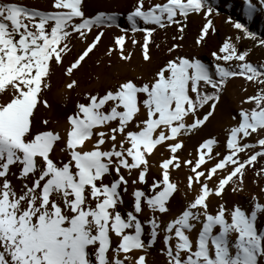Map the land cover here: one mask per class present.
<instances>
[{"label":"snow or ice","instance_id":"snow-or-ice-1","mask_svg":"<svg viewBox=\"0 0 264 264\" xmlns=\"http://www.w3.org/2000/svg\"><path fill=\"white\" fill-rule=\"evenodd\" d=\"M84 6L85 0H51L49 10H38L0 0V264H147L157 243L165 264H264V186L251 195L248 209L223 202L227 190L244 191L248 171L264 180V62L251 61L252 48L244 43L264 49V35L229 16L225 23L235 32L212 51V61L203 62L177 53L193 14L204 21L198 47L217 34L222 13L215 0H135L126 14L86 15ZM242 12L245 20L264 16V0H242ZM121 15L128 28L120 25ZM172 26L177 34L167 48L171 58L150 79L137 83L143 79L137 76L103 93H84L63 135L47 127L48 119L37 128L39 108H51L45 93L52 89V65L62 64L73 38L86 47L66 68L69 77L107 29L121 33L108 57L118 53L130 62V40L148 63L151 46L160 48L154 34ZM237 77L254 94L241 101L252 107L241 106L232 116L239 119L226 129V154L215 152L218 140L208 138L197 159L181 160L184 137L214 118L228 82ZM77 87L76 79L66 84ZM157 146L169 158L158 165L162 178L149 182ZM57 151L67 159L56 158ZM182 166H191L182 198L195 195L165 221L180 191L171 170ZM125 196L133 198L130 207ZM213 197L222 202L210 211Z\"/></svg>","mask_w":264,"mask_h":264},{"label":"rangeland","instance_id":"rangeland-1","mask_svg":"<svg viewBox=\"0 0 264 264\" xmlns=\"http://www.w3.org/2000/svg\"><path fill=\"white\" fill-rule=\"evenodd\" d=\"M155 2H160V0H153V3ZM215 2L218 5V10L222 13V15L217 17L215 20V24L218 29L217 34L213 35L211 38H207V43L198 47L195 41L199 32L201 31L204 21L200 15L193 14L187 21V28L184 33L185 38L183 41H181L183 47L177 54L188 56L194 55L200 58L203 62L212 61V51L218 50V48L222 46L223 40L227 38L229 34H233L235 32V30L229 24L225 23V19L229 16L239 21L246 22L250 26L251 30L255 31L259 35H264V16L257 15L253 20H245L244 14L242 12V0H215ZM134 3L135 0H85L84 11L86 15H94L96 12L101 10H120V13L126 14L128 11H130ZM38 4V9L49 10L51 0H43ZM119 23L122 27H129L126 20V15H121ZM95 34L96 33L93 32L88 35L89 42L93 39ZM120 34L121 33L119 30L115 27L106 30V35L102 38V43L98 45L97 49H94V54L87 62V66L85 67L86 71H84V73L98 70V72L104 74V77L107 79L121 74L123 76L125 75V77L131 78L143 76V79L145 78V80H148L161 66L165 64L168 59L171 58L167 52V48L171 46L172 43H174L172 37L177 34V29L176 26H172L166 30H158L154 34L155 43L159 44L160 48L157 49L155 44L151 46L150 51L152 60L148 63L142 59L140 45L138 44L133 47L130 40L126 44V48L134 53V56L130 62L121 61L119 59L118 53H113L111 57L106 55L107 49L114 42V37ZM135 38L142 42L143 34L137 33ZM244 43L245 47L252 48V52L250 53L251 61L258 63L264 62V49L254 47L253 44L247 41ZM85 47L86 44L84 42H82L80 39L73 38L71 41V51L69 54L64 56L62 64L56 73L59 72L61 74L62 71H66V68L70 66L72 62H74V59L78 57ZM152 50L157 53V56L156 54L153 56ZM109 64H111V67H109ZM56 67L57 66L55 65V68ZM230 84L232 85L231 90H233V93L231 94L227 92V88ZM244 88H247V91H244ZM253 94L254 90L251 84L246 83L242 77L230 79L226 86V91L222 95V100L218 105V109L214 114V118H210L209 122H206L205 126L184 137V142L187 140L189 143H184L185 146L181 150H178L180 159H197L199 145L208 138H216L218 140V146H216L214 149L215 152L226 154V129L234 126L238 121V116L237 121L232 120V116L237 115L241 106L246 108L252 107L251 104L241 105V101L247 96ZM193 138L194 141L190 142ZM159 150L160 151L158 155L154 157L151 156L149 158V175L161 179V169L158 165L163 159L169 158V151L163 147H160ZM208 163L211 164L212 162L208 161ZM190 167L191 166H182L178 170H171V179L178 182L180 191L175 195V198L171 203V212L168 216L164 217L165 221L175 217L178 213H180L185 207L187 201L191 200L195 195V192H192L187 196V200L182 198L183 194L188 191L186 185L187 176L190 174ZM154 169L158 170L154 171ZM253 180H257V183H253ZM260 186H264V180H259V178L255 176L254 171H248L246 173L244 191L233 193L230 190H227L224 195L223 202H226V205L229 208L239 204L248 209L251 207V195L258 194L260 191ZM131 190L132 189L130 188L129 191ZM132 200L133 198L131 196L125 198L127 207L131 206ZM221 202L222 201H220L218 198H211L210 211H215L218 207V204ZM120 210L121 212L126 211V209L123 207ZM259 226L264 228V219L261 220ZM148 251H150V253H154L158 259L161 257L162 259H165L164 256L160 254V246L158 245L153 246Z\"/></svg>","mask_w":264,"mask_h":264},{"label":"bare ground","instance_id":"bare-ground-1","mask_svg":"<svg viewBox=\"0 0 264 264\" xmlns=\"http://www.w3.org/2000/svg\"><path fill=\"white\" fill-rule=\"evenodd\" d=\"M43 0H17V2L23 3L26 6L39 8V2ZM46 1V0H45ZM5 2H8V0H5ZM40 10V9H38ZM120 11V10H119ZM153 51V50H152ZM93 53L89 54V57L85 58V61L82 62V67L79 68V70H74L73 75L71 77L65 75V71H62L61 74L56 71L60 68L61 65L57 66L55 68V64L52 65L53 75L51 77L52 80V89L48 93H45V96L48 98L49 103L51 104L50 109H45L43 107L39 108V111L37 112L36 121H37V128L43 129L45 126L41 123L43 119H48L50 123L47 127L49 128H55L56 130L60 131L63 135L65 132V129L68 127L67 124V117L74 113L77 101L80 100L81 102H84L82 100L83 94L86 92H92L95 93L97 91H100L103 93L105 89L108 88H115L118 83L121 81L127 80V79H133L131 77H125V75H116L113 77H110L109 79L104 77V74L97 71H90L84 73L86 71L85 67L87 66V62L92 57ZM153 56H157V53L155 51L152 52ZM143 77V76H142ZM71 79H76L79 82V87L69 90L66 88V84L71 81ZM145 80L142 79L140 81H137V83H142ZM232 85L230 84L227 88V92L229 94L233 93L231 90ZM185 140V138H184ZM194 138L190 141L193 142ZM184 143H189L187 140ZM159 146H157V149L154 150L153 157L159 154ZM56 158L59 159H67L66 156L59 153L58 151L55 153ZM15 170V169H14ZM158 169H154V171H157ZM155 178L152 175H148L149 182L152 181V179ZM13 182L16 184H19V181L15 179V177H12ZM159 179V178H155ZM128 198L129 196H125V198ZM129 207V206H128ZM195 235V233L193 234ZM156 245L161 247L160 243H157ZM140 254L139 251H137L136 255L138 256ZM165 263V259L157 258V256L154 255V253H150L148 251L147 254V264H163Z\"/></svg>","mask_w":264,"mask_h":264}]
</instances>
